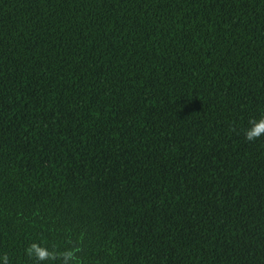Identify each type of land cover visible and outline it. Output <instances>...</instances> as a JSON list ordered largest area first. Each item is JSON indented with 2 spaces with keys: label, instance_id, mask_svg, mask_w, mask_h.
I'll use <instances>...</instances> for the list:
<instances>
[{
  "label": "trees",
  "instance_id": "obj_1",
  "mask_svg": "<svg viewBox=\"0 0 264 264\" xmlns=\"http://www.w3.org/2000/svg\"><path fill=\"white\" fill-rule=\"evenodd\" d=\"M262 115L264 0H0V257L264 264Z\"/></svg>",
  "mask_w": 264,
  "mask_h": 264
},
{
  "label": "clouds",
  "instance_id": "obj_2",
  "mask_svg": "<svg viewBox=\"0 0 264 264\" xmlns=\"http://www.w3.org/2000/svg\"><path fill=\"white\" fill-rule=\"evenodd\" d=\"M232 131L236 129L231 127ZM261 136H264V115L261 118L252 119L249 121V127L245 130V139L249 142H255ZM82 249L73 247L65 250H59L58 246L53 245L50 250L47 246H42L40 243H32L26 249V254L34 258L36 261H60V264H81L78 253ZM3 264H9V257L4 254L2 257Z\"/></svg>",
  "mask_w": 264,
  "mask_h": 264
}]
</instances>
